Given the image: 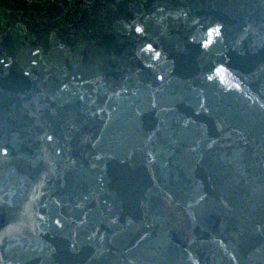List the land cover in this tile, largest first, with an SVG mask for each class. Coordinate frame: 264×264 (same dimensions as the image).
Wrapping results in <instances>:
<instances>
[{"label":"water","instance_id":"1","mask_svg":"<svg viewBox=\"0 0 264 264\" xmlns=\"http://www.w3.org/2000/svg\"><path fill=\"white\" fill-rule=\"evenodd\" d=\"M0 264H264V0H0Z\"/></svg>","mask_w":264,"mask_h":264}]
</instances>
